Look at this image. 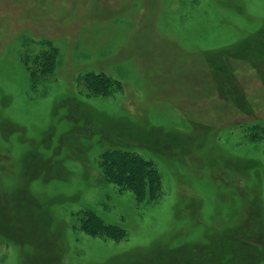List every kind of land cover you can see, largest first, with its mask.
<instances>
[{
    "label": "rangeland",
    "instance_id": "rangeland-1",
    "mask_svg": "<svg viewBox=\"0 0 264 264\" xmlns=\"http://www.w3.org/2000/svg\"><path fill=\"white\" fill-rule=\"evenodd\" d=\"M41 40L56 66L33 82ZM256 126L264 0H0V264H264ZM113 148L155 165L157 199L100 179ZM84 209L126 235L81 230Z\"/></svg>",
    "mask_w": 264,
    "mask_h": 264
},
{
    "label": "trees",
    "instance_id": "trees-1",
    "mask_svg": "<svg viewBox=\"0 0 264 264\" xmlns=\"http://www.w3.org/2000/svg\"><path fill=\"white\" fill-rule=\"evenodd\" d=\"M43 49L37 54L23 57L30 79L33 82L52 73L56 66L57 48L51 41L41 40ZM82 82L88 93L105 95L116 86V81L103 73L88 72ZM257 128V126L255 127ZM255 135L264 138V127L256 129ZM259 132V133H258ZM99 175L104 183H111L119 192H132L137 202L157 199L162 192L161 180L155 165L133 151L113 148L104 151L99 159ZM80 217L81 230L99 237L119 240L126 231L116 224L106 222L94 210L84 209Z\"/></svg>",
    "mask_w": 264,
    "mask_h": 264
}]
</instances>
